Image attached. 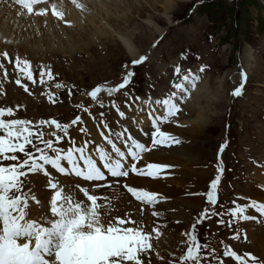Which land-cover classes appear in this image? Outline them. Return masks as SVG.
<instances>
[{
  "label": "snow or ice",
  "instance_id": "snow-or-ice-1",
  "mask_svg": "<svg viewBox=\"0 0 264 264\" xmlns=\"http://www.w3.org/2000/svg\"><path fill=\"white\" fill-rule=\"evenodd\" d=\"M15 2L28 15H48L47 7L36 11L35 6L47 4L49 0ZM77 7L86 11L84 4H77ZM51 13L59 21H64V12L58 10L55 2L51 3ZM0 55L6 57L7 61H13V57L7 52ZM148 59V55H143L132 60L131 65L139 66ZM14 65L19 68L26 81L37 82L28 60L15 58ZM122 67L128 69L129 65L126 63ZM199 71L203 73L205 68ZM174 72L179 76L181 68L175 67ZM39 76V83L44 84V77H51L52 72L45 66ZM134 76V71H126L118 85L103 84L84 94L96 106L103 108L108 103L119 117L126 118V112L121 110L119 104L106 101L101 94L111 98L121 93ZM241 76L244 81L247 80L246 71L243 69ZM200 80L199 74L183 75L178 82L172 83L174 91L163 99L144 101L140 97L134 100L129 97L133 104L139 103L142 107L146 105L151 108L154 104L163 108L159 116L151 119L154 131L151 134L150 147L133 138L126 130L111 131L103 120V113L99 117L93 116L91 107L83 104L77 107L96 122L97 131L105 143H97L93 139L78 142L71 135V130L75 128L84 137L91 136L82 115H77L69 123H60L56 119L34 122L12 118L15 114L12 107H0V264H150L148 256L153 250V232L167 227L162 214L155 207L163 202L164 197L154 191L130 186L122 182V178H128L130 174L153 179L167 178L172 165L150 162L139 167L138 163L142 154L158 146L170 147L180 143L177 136L162 130L161 125L179 126L175 118L182 113V105L190 98L192 90ZM15 83L21 85L25 91L28 90V85L21 84L20 79H16ZM56 87L65 86L57 84ZM243 89L244 83H241L231 95L240 97ZM122 94L128 95L127 92ZM105 130H109L110 134H105ZM117 140L123 145V150L117 145ZM227 146V143H223L219 151L222 153ZM261 167L264 168V165ZM224 171L225 167L221 162L218 174L211 181L210 190L206 193L207 207L202 209L193 225L184 229L190 246L185 245V255L171 258L173 264H211L216 253L208 246L207 233L203 242L197 234V227L208 219L222 215L232 218H219L217 223L232 229L230 236L234 240H240L244 235L236 227L240 222L259 220L264 223V201L254 198H243V204L233 200L230 208L217 211L218 185ZM54 173L88 182L72 186L85 199H77L72 191H66ZM32 175L47 178L42 191L51 193L48 214L39 219L30 216V206L40 203L32 190L26 187ZM116 187H122L136 202L152 209L150 215L156 220L153 227L146 229L143 221L132 219L129 213L113 217L107 225L98 222L97 213L100 214L101 209L111 210L116 206L115 202L119 197L111 191ZM100 189H108V193L100 194ZM222 256L232 259L234 264H264V257L248 252L238 253L234 249L223 251ZM216 264H221V261L217 260Z\"/></svg>",
  "mask_w": 264,
  "mask_h": 264
},
{
  "label": "rangeland",
  "instance_id": "rangeland-1",
  "mask_svg": "<svg viewBox=\"0 0 264 264\" xmlns=\"http://www.w3.org/2000/svg\"><path fill=\"white\" fill-rule=\"evenodd\" d=\"M120 2H122L121 8L123 7L122 9H126L125 0H121ZM172 10L173 17L169 20L163 16V0H151V2L144 1L137 7H132V13L126 15L127 17L123 16L117 19V25L123 26L126 24L123 26V33L127 34L130 31L135 32L137 36H135V41H133L137 49L140 47L143 51L142 53L152 54L150 61H147L142 66H137L140 72L137 79L140 78L139 80L141 81L143 76H150L149 82L152 86L150 89L155 94H157L158 91H164L160 86H157L155 81L156 75L161 73L159 69L166 63L170 64L171 61L174 62L177 58L181 60L182 53L184 57H187L185 60L187 66L198 65V67L202 68L204 65H207L210 68L205 72L204 79L210 78L211 81L219 86H234L228 93H226V90L223 91V104H215L212 108H209L206 103L203 102L204 100L198 96V98L195 99L196 103H193L194 100L191 101L186 113L183 114V116L189 120V122L185 123L186 127H182L185 129L192 125L190 120H194L197 117V110L200 109V106L204 108L203 111L206 112V116L210 114L212 117V121H210V125L204 130L201 140L196 143V146L204 148L205 153L200 159L195 161L196 163H193L195 165H193L192 169H208L219 166L221 162L223 163L226 173L222 176V182L219 186L221 199L217 206V211H220L226 203L232 200H238L236 196L237 194L239 195L240 192L247 194V185H251V181L259 182L258 178L255 176H258V173L262 172L259 170L264 169L259 166L262 164L264 165V0H189L185 3L175 5ZM96 15L98 16L97 13ZM153 16L157 17V23L161 25L162 28L165 27L163 28V32L165 29L168 33L167 36L160 39L158 44L152 49H146L147 46H153L155 44L154 41L159 39L160 35L163 33H157L151 41H147L145 31L151 30V25L148 20ZM100 17H103L101 13ZM174 19L176 21H174ZM153 31L155 30L153 29ZM62 37L68 38L66 34H62ZM116 40L118 41V39H112L111 43L108 42L106 46H104V43H98V47H95V43H93L94 45L92 44V46L94 48L89 47V49L87 47L83 50L88 51L89 55L76 51V54L78 52L77 61H82H76L73 64L68 60L65 61L66 57L64 56L53 57V59H55L53 62L58 61L54 64L62 73L61 76L67 79L68 84L73 86L71 104L67 97L62 98L61 102L57 105L43 101V98L38 94L35 96L36 98H32L20 88L11 87L9 89L11 83L7 81L5 83L7 85L6 95L0 94V100L13 105L14 103H18L22 116H29V112L31 111V116H36L38 114L39 116H44L43 118H54L61 123H69L73 119L71 116L76 113L74 106L81 103L82 97L84 93L87 92L88 88H93L105 82H113L115 84L122 82L124 69L122 65L130 62L132 58L130 57L128 49L126 48V50L120 41L116 44ZM118 47H120V50ZM244 49L246 54L248 53L247 50L251 51L252 56L249 67L252 80H248L245 93H242L240 97H236L232 102L235 97L231 95V93L233 89L240 85L239 77L235 78V80L232 79L231 82L229 80V83L220 82L218 77L221 74L228 73L230 70L235 69L238 71L239 67L246 69L243 63V57L245 55ZM59 54L60 53L55 55ZM49 55L48 53L47 56ZM71 67H75V69L71 70ZM82 68H85L87 72ZM166 68L167 67L164 66L162 70ZM169 71H171V67L167 70V73ZM165 85H167V82ZM131 87L132 84L129 90L132 89ZM146 87H148L147 83L144 84L143 88ZM18 94L29 96L27 100L28 105L13 98ZM18 97L21 99V95H18ZM199 102L203 103L199 105ZM230 107L232 108L230 112L231 115L227 117V109ZM206 108H208L210 112L206 111ZM92 125L96 126L94 123ZM133 125H136V121L132 126ZM173 127H176V125H173ZM226 131H229L232 136H230V145L226 153L223 154L224 152L221 153L219 149L221 148L220 142L222 138H227L225 135ZM78 139L79 138H77V140ZM189 143H191V141ZM183 144L185 145L184 142ZM163 155L165 154L163 153ZM175 166L177 167V164H175ZM182 177L184 176L180 178ZM186 179H188L186 187H191L193 182L197 180V176L189 172L188 178ZM163 184L166 187L172 185L170 182ZM204 186H206L205 183L201 185V188ZM192 189L191 187V190ZM262 189H264V182L259 190L263 191ZM184 193L185 192L180 195V198H187L184 196ZM166 197L171 198L173 196ZM256 198L260 199L261 197ZM173 201L170 200L169 202ZM169 202L163 203V207ZM203 203L202 198L201 207L190 208L187 207L184 202H181L180 205H183L186 213L190 215L186 223L187 225L191 226V223L199 218L198 209L203 207ZM180 205H178L179 207L169 208L171 213H179ZM160 209H158V211H160ZM161 210L165 211V209ZM131 212H133V210H131ZM212 219H208L207 222L203 224V234L211 233L213 235V241L221 243L222 249L219 250V253H217V248L212 249L215 251L216 256L211 261V264H216L217 260H220L221 264H234L232 259L222 256L223 251L232 249L236 250L238 253L248 252L262 257L256 240H252L251 238L247 241L236 240L238 245L236 246L233 243L234 239L230 236L232 229L228 227L226 229L218 227L217 222L212 221ZM172 223H174V220H172ZM170 224L169 222V225ZM149 227V225H146V228ZM171 231L170 234L172 235L166 237L173 238L175 235L177 236L174 240V244L167 243V249H162L163 251L159 250V248H161L159 243L158 246L156 242L152 243L153 250L148 256L150 264H173L172 257L185 255V245L190 246L185 231L183 229L177 231L173 228ZM225 245L227 246L226 248ZM209 248L211 249V247ZM165 250L173 254L166 256L168 253ZM158 253L161 256H165L167 259L164 261H156L157 257L155 256L154 260L156 262L152 261L150 257Z\"/></svg>",
  "mask_w": 264,
  "mask_h": 264
},
{
  "label": "bare ground",
  "instance_id": "bare-ground-1",
  "mask_svg": "<svg viewBox=\"0 0 264 264\" xmlns=\"http://www.w3.org/2000/svg\"><path fill=\"white\" fill-rule=\"evenodd\" d=\"M120 1L121 0H76V3H70L67 0L60 1L57 4L59 9L64 12V20L72 22L71 26H66L63 24V22L55 20L52 16L27 18L23 15H20L19 11L17 9H14L12 7V4L7 0H0V48L7 49L11 53H18L23 57H27L35 61L42 59L49 60V57H51L52 60L55 61L53 57L56 58L64 56L68 61L71 62V64H73L77 61L78 52L76 54V51H80L79 53H85L89 55L88 51L83 50H85L87 47L94 48L92 46L93 43H95V45L93 44L95 47H98V43H104V46H106L108 45V42L111 43L112 39H118V41L116 40V44L120 41L125 49H128L130 57L132 59H138L142 55L143 51L140 49V47L139 49H137V46H135L134 44V39L137 34L133 31L127 33L130 35L124 34L123 26L126 24H124L123 26H118L117 19L122 18L123 16L127 17L126 15L132 13V7H137L144 1L151 2V0H125V4L127 6L126 9H122L123 7L121 8V3L123 1ZM187 1L189 0H163V16L169 20L172 19V8L175 5H179ZM77 4H84L86 6V11H82L80 8H78ZM96 13L98 14V16L96 15ZM100 13L103 17H100ZM157 20V17L154 16L150 17V19L148 20L151 25V30L145 31V37H147V41H151L157 33L160 34V32H163V28H165H162L161 25L157 23ZM153 29L155 31H153ZM165 31L166 30L164 29V32ZM164 32L162 34H164ZM62 34H66L68 38L62 37ZM118 48L120 50V47ZM148 48L152 49L153 47L150 45L149 47L147 46L146 49ZM247 52L248 53L246 54L244 49L245 55L243 57V63L245 64L244 67H246V73L250 74L251 70L249 65L252 55L251 51L247 50ZM48 53L50 54L49 56H47ZM58 53L60 54L55 55ZM151 58L152 57H149V60H151ZM80 61L82 60H78L77 62ZM57 62L58 61L54 63ZM171 63L174 62L171 61ZM164 66L168 67L169 65ZM164 66H162L159 71H162V68ZM75 67H71V70H74ZM85 68L82 69L87 72ZM129 70H131L130 66L127 71ZM240 73L241 72H239V70H230L228 73L221 74L218 77V80L222 83H229V80L231 82L232 79L235 80V78L237 77H239L240 79ZM251 80L252 79L250 76L249 81ZM227 87L228 86L225 87L223 85L220 86L222 100L218 103V105L223 104L224 102L223 91L226 90V93H228V91L234 86L228 88ZM194 94L196 96H194L193 98V103H196L195 99L198 98L197 90L196 92H194ZM18 95H21V99L18 97ZM18 95H15L13 98L27 104L29 96L22 94ZM203 102H199L198 104L201 105V103ZM203 110L204 108L200 106V109L197 110V117L194 120H190L192 125L190 127H187V129H176L171 127L166 128L167 131H170V133L178 137H182L184 140L191 139V143L188 142L189 144L185 143V145L183 143H179L180 146L176 145L174 148H170L169 150L160 148L161 146H158L155 150L142 154V159L138 163L139 167H143L150 162L163 163L172 166L177 164V169L174 171L176 172L175 178L169 181L170 183H173L170 187H166L159 180L133 177L134 174H130L128 178H122V182H126L130 186H137L155 191L157 193H160L161 195L173 196L174 201L169 202L165 207L161 206V209L166 210L172 207H179L178 205H180L181 202H184L187 207L190 208H196L200 206L202 198L198 196L197 191L201 189L202 184L205 183L207 185L208 181L210 179H213L215 175V169L213 167L202 170L192 169L193 165H195L193 163H196L195 161L200 159L205 153L204 148L196 146V143L197 141L201 140L204 130L210 125V121H212V117L210 116V114L206 116V112H204ZM205 110L210 112L208 108H206ZM161 112H163V110ZM198 113H202V116L205 118H202V116L198 115ZM29 115L31 116V111L29 112ZM36 116H38V114ZM83 116V119L86 122V126L89 128L91 135L95 138V141H97V143H103L104 141L100 137L99 132L97 131V127L95 125H92L93 123H96L92 119H90L86 113H84ZM154 117V115H149L148 117L142 119L139 115H134L133 118L136 121V125L132 126V124H130L126 120V118H121L119 117L117 112L111 111V121L114 130L116 132L126 130L130 135L135 137V139L145 143L146 146H150L151 137L148 135V132L154 129L151 124V119ZM185 120L186 122H189L187 118H185ZM105 134H108V130H105ZM194 134H196L197 136ZM82 140L83 138H79L77 141L80 142ZM117 145L120 146L123 150V145H121L120 142H118ZM163 153L165 155H163ZM259 171L262 172L258 173V176H255L258 178L259 183L257 184V186H255L253 185L254 182L251 181V185H247V195L254 198L261 197L258 200L264 201V190H259L260 186L264 182V170ZM189 172H192L197 176V180L194 181L191 185V187L193 188L192 190L191 187H186V183L188 182V179L186 178H188ZM179 176L184 177L180 178ZM67 177L70 181L74 182V179L72 177ZM38 179L41 180L42 177L39 176ZM111 191L117 193L119 197L115 202L116 206H114L111 210H109L108 208H103L101 209L100 214L97 213V220L100 218L98 217V215H100L101 219L103 218L102 221L105 222V225L111 222L113 217L124 214L127 211L133 210V213L136 214V207H134L136 202L132 200L133 198L126 192L125 189H123L122 187H116L111 189ZM183 192H185L184 196H186L187 198H180V195ZM42 193L46 194L43 191ZM99 193L107 194L108 190L99 191ZM162 214H164L165 216L163 210ZM41 217H44L43 213H41ZM189 217L190 215L186 213L183 205H180L179 213L173 214L168 213L167 211L166 217L163 218L164 222L167 224V227L160 228L161 237L159 238L158 242L161 247L160 249H167V243L174 244V240L176 239L177 235H175L173 238H168L170 237V235H172L170 234V232H172L171 229L173 228L177 231L185 229L189 226L186 224L189 220ZM172 220H174V223H172ZM175 220L177 221V224H175ZM167 221L171 223V226ZM98 222H101V220H98ZM260 228L261 227H259L258 225L252 224V227H250L248 231L251 235V238L256 240V243L259 246L260 254L262 257H264V234L259 232Z\"/></svg>",
  "mask_w": 264,
  "mask_h": 264
},
{
  "label": "clouds",
  "instance_id": "clouds-1",
  "mask_svg": "<svg viewBox=\"0 0 264 264\" xmlns=\"http://www.w3.org/2000/svg\"><path fill=\"white\" fill-rule=\"evenodd\" d=\"M197 95L205 101L209 108H212L215 104L221 101V90L218 84L211 81L210 78L202 79L201 85L197 89ZM202 116V113H198ZM202 118H205L202 116Z\"/></svg>",
  "mask_w": 264,
  "mask_h": 264
},
{
  "label": "trees",
  "instance_id": "trees-1",
  "mask_svg": "<svg viewBox=\"0 0 264 264\" xmlns=\"http://www.w3.org/2000/svg\"><path fill=\"white\" fill-rule=\"evenodd\" d=\"M241 14V13H240Z\"/></svg>",
  "mask_w": 264,
  "mask_h": 264
}]
</instances>
